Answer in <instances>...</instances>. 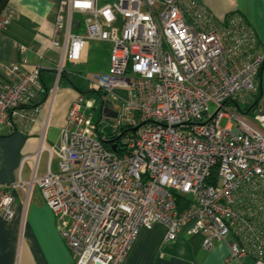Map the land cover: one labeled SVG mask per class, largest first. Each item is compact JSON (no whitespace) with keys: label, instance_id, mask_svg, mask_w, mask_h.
I'll use <instances>...</instances> for the list:
<instances>
[{"label":"built area","instance_id":"2783aa9c","mask_svg":"<svg viewBox=\"0 0 264 264\" xmlns=\"http://www.w3.org/2000/svg\"><path fill=\"white\" fill-rule=\"evenodd\" d=\"M9 24L2 17L0 32ZM55 25L63 35L52 42L62 49L58 78L89 41L112 44L108 68L89 80L120 100L108 106L117 116L102 122L124 134V150L108 148L81 94L61 143L44 147L59 170L28 183L57 215L74 264H121L140 230L157 223L168 240L188 225L206 250L227 243V262L264 264V113L228 107L251 100L264 64L246 18L236 11L218 21L202 0H61ZM26 62H0V126L14 131L35 121L38 106L28 105L43 91L41 67L26 71ZM24 185L0 184L1 218L14 217Z\"/></svg>","mask_w":264,"mask_h":264},{"label":"crops","instance_id":"0c3cea01","mask_svg":"<svg viewBox=\"0 0 264 264\" xmlns=\"http://www.w3.org/2000/svg\"><path fill=\"white\" fill-rule=\"evenodd\" d=\"M60 1L9 0L2 12L10 24L0 32V62H20L25 55L27 62L22 68L29 71L40 66L41 82L47 85L48 94L46 98L40 95L44 100L38 105L35 121L28 123L26 130L0 126V184L25 182L15 189L14 217L9 221L0 217V264H74L72 251L59 231L57 215L45 201L39 185L28 184L49 170H59L58 155H53L50 162V153L44 147L61 143L68 112L82 94L68 77L58 78L62 49L52 42L63 37L55 25ZM202 1L218 21L230 12L239 11L264 46V0ZM16 42L28 45L29 50L22 55ZM69 62H66L68 74L77 70L73 66L76 63L67 65ZM257 83V93L261 94L256 99L255 111L264 113V64ZM118 92L124 94L123 89ZM187 226L174 240L166 238L167 227L162 223L142 228L121 264H254L250 256L227 262V243L219 242L206 250L202 235L188 234Z\"/></svg>","mask_w":264,"mask_h":264},{"label":"rangeland","instance_id":"374dc122","mask_svg":"<svg viewBox=\"0 0 264 264\" xmlns=\"http://www.w3.org/2000/svg\"><path fill=\"white\" fill-rule=\"evenodd\" d=\"M75 17L76 19H82L83 15L76 13ZM81 31H83V26H81L80 29L78 30V32ZM87 44L88 46L85 52H83V58L77 61L75 65H73L75 67L74 69H77L78 71H82L81 74L84 76L83 77L78 76L77 78L74 77V81L76 82V84L80 85L86 91V93L82 94L85 97L86 102H90V103L92 102L91 105L88 106L89 108L88 111L93 115L95 121V118H98L101 114V105L103 103V100L110 103L114 107L115 106L117 107L120 104V100H117L104 92H102V95H100L97 91H91V90L88 91L89 87L95 86L93 82L89 80V78L92 77V74L95 71L102 70L106 65L107 67L109 66L108 61L111 53L112 44L109 42H97V41H89ZM71 62L72 61L67 63V65H71L72 64ZM228 105L229 108L236 109V106L233 102L228 103ZM209 107L211 113L216 111L217 107L214 104L211 103ZM255 112L256 111L254 110L253 113ZM246 115L250 116L252 114L247 113ZM113 122H116V120L111 118L105 120V123L107 124H111ZM226 123H227V118H224L221 121V126L226 125Z\"/></svg>","mask_w":264,"mask_h":264},{"label":"trees","instance_id":"16d2710c","mask_svg":"<svg viewBox=\"0 0 264 264\" xmlns=\"http://www.w3.org/2000/svg\"><path fill=\"white\" fill-rule=\"evenodd\" d=\"M8 2L9 0H0V19L2 18V12L3 10L6 8V6L8 5ZM233 12H236V11H233ZM233 12H230L228 15H230L231 13ZM239 12V11H237ZM82 71H75V72H70L69 74L66 72V70L62 71L61 73V77L62 76H66L70 79L71 81V84L73 86H75L82 94L86 93V91L84 90V88H82L81 86H79L78 84H76V82L74 81V77H78L80 76L81 77V74ZM76 75V76H75ZM60 77V78H61ZM44 89L43 91L41 92V94H44V98H46L47 94H48V88H47V85L44 83ZM97 91L100 95H102V91L100 88H97L95 86L93 87H89L88 91ZM105 93V92H104ZM260 94L261 93H254L253 94V98H251V100L245 104V105H242L240 104L237 100H235L233 103L235 104V106L241 111L243 112L244 114H247V113H251L253 114L254 110L256 109V106H257V103H256V99H258L260 97ZM44 99H41L39 98V100L37 101H33L31 102L28 106L30 107H36L38 105L41 104V102L43 101ZM228 103V102H227ZM229 103H232V102H229ZM102 105L104 106H111L110 103L106 102L103 100V103ZM102 105H101V108H102ZM104 113H103V110L101 109V114L98 118H95V122L97 123L98 125V128H104L102 132H100V134L103 136L105 135V138L103 139V142L105 143V145L108 147V148H111V149H115V145H117L116 147V151L120 152L122 150H124L123 148V143H122V138H123V135L124 134H120V133H116V131H113V128L110 127V126H103V118H104ZM123 131H125V129H122ZM127 130V129H126ZM177 202L179 204V209L182 210L183 207H184V204H185V199L181 196H179L177 198Z\"/></svg>","mask_w":264,"mask_h":264},{"label":"water","instance_id":"95a60500","mask_svg":"<svg viewBox=\"0 0 264 264\" xmlns=\"http://www.w3.org/2000/svg\"><path fill=\"white\" fill-rule=\"evenodd\" d=\"M108 108H109L108 106H104V105H102V108H101V109L103 110L104 115H105V116L116 117V116H117V111L111 109V113H107Z\"/></svg>","mask_w":264,"mask_h":264},{"label":"clouds","instance_id":"9594fccd","mask_svg":"<svg viewBox=\"0 0 264 264\" xmlns=\"http://www.w3.org/2000/svg\"><path fill=\"white\" fill-rule=\"evenodd\" d=\"M108 112V111H107Z\"/></svg>","mask_w":264,"mask_h":264}]
</instances>
